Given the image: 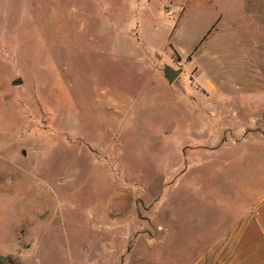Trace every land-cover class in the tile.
I'll return each instance as SVG.
<instances>
[{
	"label": "rangeland",
	"instance_id": "1",
	"mask_svg": "<svg viewBox=\"0 0 264 264\" xmlns=\"http://www.w3.org/2000/svg\"><path fill=\"white\" fill-rule=\"evenodd\" d=\"M255 188L264 0H0L7 264H192Z\"/></svg>",
	"mask_w": 264,
	"mask_h": 264
},
{
	"label": "crops",
	"instance_id": "2",
	"mask_svg": "<svg viewBox=\"0 0 264 264\" xmlns=\"http://www.w3.org/2000/svg\"><path fill=\"white\" fill-rule=\"evenodd\" d=\"M256 190L250 203H232L240 215L226 221L220 239L192 264H264V192Z\"/></svg>",
	"mask_w": 264,
	"mask_h": 264
},
{
	"label": "water",
	"instance_id": "3",
	"mask_svg": "<svg viewBox=\"0 0 264 264\" xmlns=\"http://www.w3.org/2000/svg\"><path fill=\"white\" fill-rule=\"evenodd\" d=\"M165 78L167 79L168 83L171 85L173 84L183 73L182 69H173L170 66H167L165 71ZM0 264H7V258L0 254Z\"/></svg>",
	"mask_w": 264,
	"mask_h": 264
}]
</instances>
